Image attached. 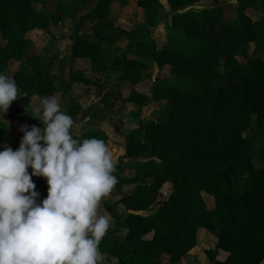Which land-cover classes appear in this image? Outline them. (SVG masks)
<instances>
[{
	"label": "trees",
	"instance_id": "16d2710c",
	"mask_svg": "<svg viewBox=\"0 0 264 264\" xmlns=\"http://www.w3.org/2000/svg\"><path fill=\"white\" fill-rule=\"evenodd\" d=\"M53 1L0 0V35L6 42L0 46V72L7 73L14 61L32 63L31 70L12 76L30 97L52 96L56 91L45 57L32 61L33 42L27 38L57 21L48 10H34L36 4ZM98 1L80 19L71 16L75 23L71 62L88 61L93 76L110 71L104 37L115 27L111 18L115 0ZM167 1L174 13L171 41L162 50L151 51L139 40V53L151 56L160 70L169 67L171 79L158 81L153 96L134 91L124 99L138 116L150 102L159 107L161 116L140 122L139 129L125 137V158L130 162L120 173L132 171L133 176L122 183L135 188L117 201L116 219L125 221L126 236L119 242L106 235L100 250L109 264H156L163 258L180 264L196 248L203 229L217 238L216 247L206 251L207 264H260L264 261V167L256 164L255 157L264 156V17L253 21L241 14L229 25L219 6L195 9L215 0ZM236 1L247 10L257 0ZM258 1L264 13V0ZM139 5L155 10L159 0H139ZM89 20L97 22L96 41L78 34ZM221 59H225L224 74L219 71ZM148 69L144 61L127 60L120 80L136 86ZM92 84L86 72L71 70L70 88ZM248 131L254 132L260 150L245 147L243 133ZM91 137L109 142L104 129L79 138ZM10 139L8 123L0 120V151ZM167 182L173 185L168 199L154 214L142 215L157 203ZM205 196L213 202L212 210Z\"/></svg>",
	"mask_w": 264,
	"mask_h": 264
},
{
	"label": "rangeland",
	"instance_id": "374dc122",
	"mask_svg": "<svg viewBox=\"0 0 264 264\" xmlns=\"http://www.w3.org/2000/svg\"><path fill=\"white\" fill-rule=\"evenodd\" d=\"M86 5H82L83 0H55L47 4L34 5L35 11L48 10L56 17V22L48 30H37L28 34L27 38L33 42L32 61L38 57H45L49 67L50 75L55 79L56 91L54 95L61 101V108L72 116L75 121L74 133L81 136L86 132L104 129L107 132L109 142L107 146L112 152L116 161V172L118 183L106 196L99 209L100 213L107 216L111 227L107 233L112 239L123 242L126 236L125 221H118V207L116 203L122 196L130 194L135 186L124 185V179L133 176L132 171L123 170V166L129 164L125 158V137L135 129H139V123L145 124L157 121L161 116L159 107L153 102L148 103L142 109V115L129 109L125 103L132 92L138 91L153 96L154 88L160 80H170L169 67L160 70L151 56H142L139 53V40L144 47L151 51L162 50L170 41V29L172 17L170 4L167 0H159V5L155 10H144L139 5V0H115L112 4L111 18L115 22L114 30L104 37L106 45V59L110 71L108 74L93 76L89 74V63L87 61L71 62L73 33L75 30L74 13L77 19L87 15L97 6L98 0H86ZM219 6L222 10V20L226 24L236 23L241 14H244L253 21L264 17L260 2L254 1L250 4L251 8L243 10L236 0H215L207 4L196 7L199 11ZM96 21H86L79 28V35L83 38L93 39V27ZM96 41V40H95ZM6 42L0 35V46H5ZM252 46L251 52H253ZM139 59L148 64L149 69L143 73L142 81L133 86L121 82L124 64L127 60ZM244 65V60H241ZM225 59H221L219 71L224 74ZM32 63L12 62L7 74L14 76L31 70ZM71 70L84 71L93 80L90 87L78 85L69 87V75ZM200 85L194 89H200ZM20 90V89H19ZM42 97H30L24 95L20 90L17 100L13 101L8 112L0 120L7 121L11 139L9 146L16 150L19 148L23 132L20 128L23 125L41 126V122L33 116L34 108L40 105ZM245 147L251 150H260L259 144L253 131L243 133ZM264 157V156H263ZM263 157H255L256 164L264 167ZM31 172V169H29ZM37 186V191L41 193L40 200L47 197L48 184L44 177H33ZM123 184V185H122ZM173 191L171 182H167L162 188L157 203L142 215L154 214L160 204L168 199ZM209 210L213 209V202L209 196H205ZM102 242V241H101ZM216 236L206 230L200 229L198 232V243L196 248L189 253L180 264H207V250L216 247ZM225 256V253H222ZM104 264H109L104 257ZM156 264H170L168 258L157 261ZM261 264V263H260Z\"/></svg>",
	"mask_w": 264,
	"mask_h": 264
},
{
	"label": "clouds",
	"instance_id": "9594fccd",
	"mask_svg": "<svg viewBox=\"0 0 264 264\" xmlns=\"http://www.w3.org/2000/svg\"><path fill=\"white\" fill-rule=\"evenodd\" d=\"M19 95L14 77L0 72V115ZM33 116L41 126L23 125L19 148L0 151V264H104L111 224L99 209L118 183L114 156L102 139L74 133L56 95ZM34 176L47 180L43 200Z\"/></svg>",
	"mask_w": 264,
	"mask_h": 264
},
{
	"label": "crops",
	"instance_id": "0c3cea01",
	"mask_svg": "<svg viewBox=\"0 0 264 264\" xmlns=\"http://www.w3.org/2000/svg\"><path fill=\"white\" fill-rule=\"evenodd\" d=\"M79 61H86V60H79ZM78 62V61H77ZM76 62V63H77ZM88 62V61H87ZM89 63V62H88ZM27 96V95H26ZM41 98V97H40ZM42 98H44V97H42ZM1 121H4V122H6L7 123V121H5V120H1ZM78 137H80V136H78ZM9 146V145H8Z\"/></svg>",
	"mask_w": 264,
	"mask_h": 264
}]
</instances>
